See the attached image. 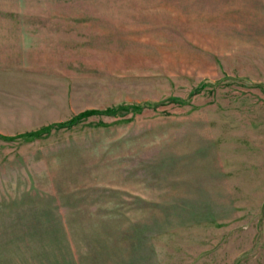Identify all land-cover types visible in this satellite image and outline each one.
<instances>
[{"label": "rangeland", "instance_id": "rangeland-1", "mask_svg": "<svg viewBox=\"0 0 264 264\" xmlns=\"http://www.w3.org/2000/svg\"><path fill=\"white\" fill-rule=\"evenodd\" d=\"M23 17L0 264H264V0H0Z\"/></svg>", "mask_w": 264, "mask_h": 264}, {"label": "crops", "instance_id": "crops-1", "mask_svg": "<svg viewBox=\"0 0 264 264\" xmlns=\"http://www.w3.org/2000/svg\"><path fill=\"white\" fill-rule=\"evenodd\" d=\"M22 20V23L25 24L22 29L24 36L16 39L17 41L14 40L15 42L12 41L11 33L9 31L6 33L5 27L0 28V91H8L7 89H10L12 85L18 86L21 82H25L13 74H8L19 71V67L25 70L31 69V73H36L38 72V63H42V36L38 41L37 28L35 31L31 30L30 24L35 23L33 17H23ZM13 77L15 79H12ZM16 81H19L18 85Z\"/></svg>", "mask_w": 264, "mask_h": 264}, {"label": "trees", "instance_id": "trees-1", "mask_svg": "<svg viewBox=\"0 0 264 264\" xmlns=\"http://www.w3.org/2000/svg\"><path fill=\"white\" fill-rule=\"evenodd\" d=\"M123 108L122 107H119V108H113V109H109L107 110L105 113H109V114H116L117 111H121ZM97 111H85L83 113H80L79 115H77L75 118H73L72 121H68L66 123H63V124H58L59 126H70L72 125L74 122H76L77 120L81 119L82 117L86 116V115H89V114H93V113H96ZM49 130L48 127H44L38 131H32V132H27V133H24L22 135H19L21 137H24V138H27V139H33L35 137H38V136H41V134L44 133V131H47ZM18 136H14V137H6V138H16Z\"/></svg>", "mask_w": 264, "mask_h": 264}]
</instances>
